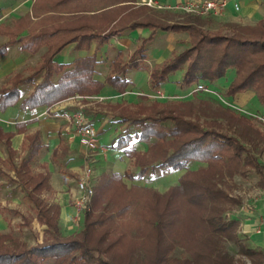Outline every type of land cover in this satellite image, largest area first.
Returning <instances> with one entry per match:
<instances>
[{"label": "trees", "instance_id": "16d2710c", "mask_svg": "<svg viewBox=\"0 0 264 264\" xmlns=\"http://www.w3.org/2000/svg\"><path fill=\"white\" fill-rule=\"evenodd\" d=\"M73 1L76 2L68 11L80 23L57 26L50 32L15 31L7 42L0 44V55L12 43L20 42L29 51H37L44 43L48 45L44 60L33 72L18 74L10 86L0 88V110L18 103L29 109L50 107L76 94H98L106 84L124 92L134 85L128 72L142 66L140 61L148 57V43L159 28L187 31L190 40L184 50L151 71L152 89L160 87L179 70H184L180 80L184 86L198 82L213 84L226 77L230 70L235 74L226 93L236 96L253 90L264 107V17L255 25L226 22L223 32L205 29L202 18L193 13H188L184 21L174 23L157 22L147 14L146 19L118 27L113 26L117 18L109 19L108 24H101L100 20L103 14L109 17L110 7L119 5L117 9H127L129 5L119 4L123 0H57L52 7ZM142 25H151L154 31L143 38L130 60H119L122 50H118L112 62L114 69L106 74L105 80L95 76L97 65L102 62L97 57L98 49L96 56L67 62L56 59L69 43L83 42L88 47L94 39L104 42L126 29ZM38 76L41 79L36 81ZM27 83H32L33 88L24 96L21 87ZM222 112L233 116L229 106ZM186 115L183 110L176 111L165 105L156 114L114 115L117 121L127 125L110 147L135 157L138 168L133 176L142 178L149 171L165 168H186V171L179 183L164 193L153 186H128L124 177L132 176L130 171L102 174L83 213L82 228L69 234L62 231L59 204L49 203L42 196L43 190L50 187V173H34L30 167L40 147L33 138L30 154L19 164L12 163L15 177L1 167L0 175L6 174L9 184L21 186L38 220L46 226L44 239L28 246L25 241L0 230V264H237L225 246L228 240L237 244L239 253L252 264H264V246L247 245V237L240 233L238 218L227 214L228 204L237 200L220 186L224 175H233L246 167L255 168L264 179V162L248 146H258L257 140L263 139H258L260 135L250 123L238 126L235 134H231L227 129L234 128L233 122L224 129L218 120L206 126ZM1 134L12 159L16 154L10 142L12 133L2 131ZM134 142L146 149L140 151ZM143 193L149 195L134 199ZM177 247L184 248L188 255H175Z\"/></svg>", "mask_w": 264, "mask_h": 264}, {"label": "rangeland", "instance_id": "374dc122", "mask_svg": "<svg viewBox=\"0 0 264 264\" xmlns=\"http://www.w3.org/2000/svg\"><path fill=\"white\" fill-rule=\"evenodd\" d=\"M14 1L15 0H0V12L2 11L3 6H5L6 4L14 3ZM21 1L19 0L18 2ZM28 1L29 0H25V2L22 5L24 6L27 5ZM56 1L57 0H32L31 6L27 8L25 7L26 11H24V9H21V7L12 10V8L15 6L14 4L12 7L9 8V11H13V12L7 15L5 19L0 20V34H2V36L5 37V39L7 38L10 39L11 37L10 34H12L15 31L21 32L23 29H25V31L28 30L32 33L50 32L57 26H63V25L72 26L74 24H78L81 22V21H74L75 19L73 18L74 15L72 11H68L69 8L72 9V6L70 5L74 4L76 1H73L70 4H62L59 7H54V6L52 7V3ZM142 1L144 0L140 1L141 4H136V1L133 3L130 2L127 3L125 5V6L129 5L127 9L122 8L119 10L116 8L119 5L110 7L109 9H107L108 11L107 13L109 17L103 14V16H101L100 23L106 24L107 22L108 24L109 19L117 18L118 21L115 22L114 20L113 26L120 27L121 25L133 22L134 20L146 19L144 17L147 14H151V16L154 18V21L174 23V22L184 21L189 13L179 9L166 7V5L174 4L175 0H158L161 6H156V7L150 6L148 4L144 5ZM200 17L202 18V24L204 28L207 30H211L212 32L225 31L224 24L226 22H231V21L225 22L221 14H216V15L210 14L207 16H200ZM258 22L259 20L256 23L250 25H255ZM239 24H243V23H239ZM129 29L130 30L127 33V37L130 38L131 45L138 43L140 45L143 38L151 35V33L154 31V27L151 25H142L138 27H132ZM162 32L171 34V38L178 36L179 40L182 42L176 44V49L170 57L184 50L187 46V42L190 40V35L189 32L187 31H181V32L166 31L159 28L154 32V35L151 39V40L154 39V42L151 43V46L153 48L160 47V44L163 40L162 39L159 40V35ZM110 41L113 42L114 44H117V42L113 38ZM96 43H97V47L94 48V45L96 46ZM70 46H71L70 44L65 45L61 49L60 53L57 55L56 59L65 61V60H74L78 57H84L92 54L93 55L95 54L96 56V49H98V51H101L102 43L94 39L92 40L90 46L88 47L83 42H80L78 44L74 43V47L71 49L69 48ZM47 47L48 45L44 43L42 44V46L39 47L37 51H29L26 49L22 51L20 49L21 51H19V54H22V57H24L21 60H38V64L36 65L38 66L40 64L39 62L40 61L42 62L44 60V54ZM114 48L115 46L113 47L110 46L107 51L102 53L100 52L97 53V57L102 58L101 61L103 62L105 61V64L102 65L103 72L107 70L109 67L107 74L114 69V65L112 64V62L114 58L117 56V52H118L117 49L114 51L113 50ZM9 49L11 52L10 56H13L14 53L13 51L16 50H14V47H9ZM134 51L133 52L130 50L129 51L127 50L125 52L122 51L121 56H119V60H123V61L130 60ZM65 52L67 54H65ZM12 58L10 57L9 60H11ZM4 59L5 58L1 60ZM154 61L156 62L158 60L155 59ZM140 62L142 66L147 67V68L139 67L140 69H146V70L150 69V71H152L154 68L160 66V64L150 65L149 63H146V61L144 60L143 61L141 60ZM151 62L152 64L155 63L153 61ZM98 66L99 64L97 65V67ZM35 67L27 68L26 72L24 73L27 74L33 72L36 69ZM229 71H227L226 77L219 79L217 82L213 84L207 83L211 87L210 91L195 90L194 86L196 83L189 86H184L180 82L178 83L177 82L178 79L176 78H181L184 72V70H179L172 73L170 78L160 86L161 92H163L164 95H161V93L157 92L159 89L156 92H152V91L145 92L141 90L137 91V89H135L134 92L135 94H137V96L133 97L132 99L129 98L122 99V101L116 103L112 102L111 99L109 98H105V96H103V98H100L99 96H93V95H81L80 99L82 100L80 101L81 103L79 104V106H82V109L89 116L90 120H92L91 115H93L96 111H103L105 114L107 113L113 115L125 113L130 116H143L148 114H156V111L159 110L161 106L165 105L176 111L183 110L184 113L187 114L186 115L187 117L192 118L194 120H198L201 124L206 126L212 123L211 121L215 119L221 122V124L224 125L222 127L226 129L229 127L228 123L233 122L232 125L234 128L229 127L227 129V131L231 134H235L234 130H236L238 126L240 128L244 124L250 123V126H252L256 131H258V134L260 135L258 139L261 138L263 140L261 141L257 140L258 146H255L253 144H248V146L251 147L254 151V154L258 156L262 162H264V121L259 117L260 115L264 114V107L253 90H247V92L248 91L250 92L246 94L239 93L238 96L237 95L232 96L226 93L231 76H234L235 74V71L234 74L233 71L232 72ZM132 72L135 71L133 70ZM135 76L136 78L138 77V79H140L141 77V75H139V73L137 72L135 73ZM133 86L134 85H130L122 93L133 91ZM140 88H142V86ZM226 106L232 108L233 116L231 115V117H229L226 115L227 113L222 112L225 111ZM241 117L245 119H239ZM94 119H93V124H94ZM218 121L215 123V125L218 123ZM98 123L99 122L95 123L94 125L97 131L100 132V128H99L100 126ZM120 123L121 126H119ZM126 125H127L126 122H120L116 120L110 122V124L106 125L105 131L102 132V134L99 133V143L110 145L111 143H113V140L116 137H118L120 130L123 129ZM134 144L136 146L135 142ZM145 149L146 148L143 147L139 150L143 152ZM98 154L100 153H97L93 156L95 159L97 158V160L91 163L94 174L97 171L101 172V174L95 175L96 177H94L95 185H97L102 174L104 173L110 174L115 172L112 171L111 169H110L111 171L108 170L103 172L102 167H104L107 163L105 162L103 157L99 156ZM125 156L127 158V162H126L127 167L125 171L132 172V176L124 177V181L128 184V186H131L132 184L153 186L157 191L164 193L172 185L178 184L181 176L186 171V168L177 169V170H169L166 168L157 169L155 172L153 171L147 172L144 175V177L140 178L137 176H133L134 174H137L136 169L138 168L135 157H129L127 156L126 153ZM0 164H4L6 169L5 171L6 174H8V172L14 174L13 170H11L10 168L11 167L10 164L7 161L4 162L0 160ZM84 166H85V161H84ZM105 168L108 169L107 167ZM125 171L122 173H125ZM174 173L176 175H172ZM6 174H2V176H0V179L8 181V176ZM1 184L2 182H0V188H2ZM220 186L224 188V190L229 192L237 200L234 203L228 204L229 206V209L227 211L228 216L236 217L235 211L239 210L241 207L251 209L249 211L252 212L253 218H244V220L239 219V230L241 232L246 231V234L249 235V238L246 239L247 245L251 247H256V245L260 243L261 246H264V238L261 239L260 241L258 240L256 241L254 239L255 234L256 236H260L263 234L264 237V224L261 225L258 216L259 215L258 213L264 214V211H262L264 210V199L263 201L257 200V198L264 195V179L262 178L261 173L255 168H251V167H246L245 169H241V171H236L233 175L227 173L226 175H224L223 181L220 184ZM18 191H19L18 186H14V187H10L6 191H4V193H2L3 198L2 200H0V230L1 232L12 234V236L19 238L23 242L25 241L28 246H33L43 241L44 229L46 226L34 220V217L36 215L35 209L33 208L31 202H29L27 198ZM147 194L149 195V193H145V194L143 193L141 196L134 199L136 200V199L145 198L144 196ZM17 197H19V199ZM49 197L50 196L47 195L44 198L46 200L47 199L49 200ZM16 199H18L19 201ZM9 202L11 204H9ZM11 206H16V207H11ZM74 212L75 209L73 211V215ZM241 222H242V227H240ZM71 223L72 226L68 232L69 233L77 232L82 228L83 225L82 217L77 222L74 223L72 221ZM259 228H261L260 232H258ZM225 246L228 249V251L234 256V261L237 264H242V262H245L246 264H252V261L248 257L239 253L238 251L239 247L237 244L228 240L225 241ZM174 253L177 256L188 255L186 250L182 247H177Z\"/></svg>", "mask_w": 264, "mask_h": 264}, {"label": "crops", "instance_id": "0c3cea01", "mask_svg": "<svg viewBox=\"0 0 264 264\" xmlns=\"http://www.w3.org/2000/svg\"><path fill=\"white\" fill-rule=\"evenodd\" d=\"M15 0L14 3L6 4L2 7V11L0 12V20L5 19L7 15L11 14L13 11H9V8L12 7L14 4L15 6L12 8L21 7L26 11L25 7H30L32 4V0H29L27 5H22L25 0ZM141 0H136V4H141ZM187 0H175V3L185 2ZM129 1L123 0L121 4H127ZM238 2L240 5L239 9L235 8V3ZM10 3V2H9ZM11 10V9H10ZM15 16V15H14ZM223 20L231 21V22H238L243 24H254L258 20L264 17V1L263 0H229L227 8L221 14ZM130 29H126L113 37H110L108 40H105L102 43L100 53L105 52L109 49V47L115 46L113 49L114 51L117 49L125 51H134L138 44L131 45L130 38L127 37V33ZM114 39L117 44L111 42V39ZM162 39L163 41L160 44V47L153 48L151 43L154 42V39L151 40L148 44V57L145 58L144 61L149 63L150 65H161L165 59H168L172 53L176 49V44L180 43L179 37L171 38V34L168 33H161L159 35V40ZM9 39H5L2 34H0V44L7 42ZM97 41V40H96ZM74 43H69L71 46L70 49L74 47ZM182 43V42H181ZM158 44V41H157ZM156 44V45H157ZM9 47H14L13 56L11 55ZM97 47L94 45V48ZM76 48V47H75ZM153 48V49H152ZM23 51L24 49L21 47L20 42L10 44L7 47V51L0 56V88L10 86L12 79L14 76L21 74L27 75L29 73L26 72L27 68L35 67L38 64V60H21L22 54H19V51ZM15 54V56H14ZM17 54V55H16ZM65 54H67L65 52ZM21 55V56H20ZM5 56V57H3ZM10 57L15 60H9ZM5 58L4 60H1ZM101 60L102 58H98ZM158 61H154V60ZM62 61V60H59ZM71 60H65L63 62H67ZM155 62L152 64V62ZM41 63V61L39 62ZM103 64L105 61L100 62L99 66L97 67V72L95 76L101 80H105V76L108 72V69L103 72ZM140 68H147L145 66H141ZM140 68H133L128 72V76L133 80L134 86L133 91H128L126 93H122L115 88L111 87L110 85H105L99 94L93 96H105V98L111 99L112 102H120L122 99H132L133 97L137 96L135 94V89L137 91H152L156 92L158 89L161 90V87L156 88L155 90L150 87V69H140ZM106 69V68H105ZM135 72H132V71ZM139 73L141 75L140 79L136 78L135 73ZM31 73V72H30ZM134 73V74H133ZM41 77L36 78V81H39ZM178 79L177 82L179 83L181 78ZM232 79V78H231ZM230 79V80H231ZM230 83V81H229ZM142 84V85H141ZM142 88H140L141 86ZM33 88L32 83H27L21 87L23 91V95L26 96L30 93ZM250 91L243 92L244 94L249 93ZM80 94L73 95L66 99L56 102L50 107L47 106H39L34 109L24 108L20 105V103L16 105H12L7 107L5 110H0V160L4 162H8L10 164L11 170L13 173H9V175L15 177V170L12 166V163L19 164L23 157L30 154L32 150V139L35 138L37 143H39V149L34 153L32 160L30 162V167L34 173L38 172H49L50 173V180L49 184L50 187L44 189L42 192V196H50L49 203H57L60 206V225L62 231L65 234H69V230L72 226V216L74 211V196L77 193V183L81 175L84 171V161H85V154L86 148L84 144L83 137L78 135L74 131V127L70 124L64 117V114L73 110L79 109L80 101ZM238 96V95H237ZM95 118V119H94ZM91 119L94 124L99 122L100 132L98 134H102L105 131L106 125L110 124V122L115 121L116 118L113 114H105L103 111H96L93 115H91ZM117 121V120H116ZM93 123V122H92ZM121 126V123L119 124ZM11 132V147L13 150L16 151L15 156L10 159L8 148L4 142L3 135L1 132ZM104 148L102 152L98 154L99 156L103 157L105 162L107 163L103 168L104 171H120L124 172L127 167V158L125 156V152L123 150L112 149L108 144H101ZM138 149L145 147L141 143H136ZM143 146V147H142ZM97 160V158H96ZM95 160V161H96ZM111 162V164H110ZM0 167L6 171L4 164H0ZM107 167L108 169H106ZM111 169V170H110ZM9 171V170H8ZM102 172V173H103ZM179 172V171H178ZM101 174L100 171H97L94 174L99 175ZM158 175V174H156ZM172 175H176L175 173ZM2 176V175H0ZM2 182V188H0V200H2V193L9 189L10 187L18 186L19 191L21 194L25 196V193L21 190V186L17 183L9 184L7 181L0 179ZM26 197V196H25ZM19 199V197H17ZM13 199V198H12ZM16 199V200H18ZM264 195L257 198V200L263 201ZM28 200V199H27ZM19 201V200H18ZM29 201V200H28ZM30 202V201H29ZM260 202V201H259ZM9 204H11L9 202ZM32 204V203H31ZM33 206V204H32ZM16 207V206H11ZM34 208V206H33ZM250 208L241 207L239 210L235 211L236 217L238 220H244V218H253L252 212H250ZM257 211V209H256ZM260 211V209H259ZM264 211V210H262ZM258 213V211H257ZM259 214V215H258ZM259 220L261 225L264 224V214L258 213ZM38 223L42 224L38 218L37 214L34 217ZM43 225V224H42ZM240 227H242V222L240 223ZM243 231V230H242ZM261 231V228L258 229V232ZM68 232V233H67ZM241 234L245 235L247 239L249 235L246 234V231L241 232ZM255 240L260 241L263 239V234L260 236H254ZM256 246H261L258 243Z\"/></svg>", "mask_w": 264, "mask_h": 264}, {"label": "built area", "instance_id": "2783aa9c", "mask_svg": "<svg viewBox=\"0 0 264 264\" xmlns=\"http://www.w3.org/2000/svg\"><path fill=\"white\" fill-rule=\"evenodd\" d=\"M142 3L155 7L161 6L158 0H144ZM228 3L229 0H187L181 3L166 5V7L179 9L199 16H207L210 14H222L227 8ZM235 8H240L238 2L235 3ZM194 87L195 90H211V87L205 82H198ZM157 92L164 95L161 90ZM99 97L103 98V96ZM79 107L80 109L78 110H73L64 114L65 119L73 125L75 133L83 137L86 148L84 171L78 180L77 193L74 196L75 212L72 216L74 223L82 217L85 209L92 201L95 193V182L91 163L96 160L93 156L97 153H101L102 149H104L99 143V134L95 125L90 122V118L84 112L82 106ZM259 117L264 121V114Z\"/></svg>", "mask_w": 264, "mask_h": 264}]
</instances>
